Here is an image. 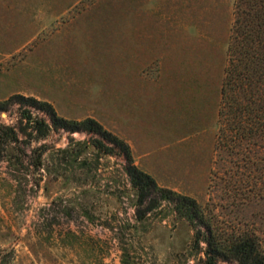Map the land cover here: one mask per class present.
Listing matches in <instances>:
<instances>
[{
  "label": "rangeland",
  "instance_id": "obj_1",
  "mask_svg": "<svg viewBox=\"0 0 264 264\" xmlns=\"http://www.w3.org/2000/svg\"><path fill=\"white\" fill-rule=\"evenodd\" d=\"M236 3L0 0V100L48 101L58 115L93 117L116 136L128 123L114 112L135 115L153 142V160L135 165L159 187L195 199L217 233L263 235L264 202L251 191L256 165L252 175L237 166L258 158L259 147L232 155L219 114L228 112L222 89ZM28 114L51 125L47 135ZM0 125L20 139L0 147V264H205L206 225L181 216L175 196L152 190L141 198L121 148L97 133L56 128L26 101L0 111ZM222 128L228 136L220 140Z\"/></svg>",
  "mask_w": 264,
  "mask_h": 264
},
{
  "label": "trees",
  "instance_id": "obj_2",
  "mask_svg": "<svg viewBox=\"0 0 264 264\" xmlns=\"http://www.w3.org/2000/svg\"><path fill=\"white\" fill-rule=\"evenodd\" d=\"M236 7L237 15L229 46L230 64L226 69L222 89L223 98L226 97L228 100V112H225L222 107L219 114L220 119L227 116L228 129L226 132L231 134L227 143H229L232 155L236 154L239 157L240 148L244 145L247 146L243 149L246 154L247 150L253 152L255 146L259 147L258 158L249 160L244 166L240 159L237 166L249 168L248 172L252 175V166L256 165L258 173L257 176L253 175L255 182L251 191L255 189L257 198L264 202V0H237ZM240 96L243 101H239ZM21 101H26L37 109L45 111L56 128L71 132L97 133L114 146L121 148L127 161V171L132 185L141 198L152 193V190L160 192L164 198L175 196L178 200L176 209L181 216L186 217L194 227L206 225L205 239L208 247L205 264H218L220 259L235 261L237 264H264V234L261 235L254 230H233L227 235L217 233L211 220H206L195 199L178 194L171 189L159 187L150 174L134 164L129 144L108 131L97 119L93 117H86L82 120L68 119L58 115L50 102L25 97L22 94H13L7 99L0 100V111H6L10 105ZM28 118L33 122L40 136L47 135L51 127L47 121L40 118L32 119L30 114ZM224 131L225 129L222 128L219 135L220 140L228 136L224 134ZM19 141L14 127L0 125V147L9 143L16 144ZM99 147L108 152L112 151V148L102 141L99 142ZM2 158V149H0V159ZM34 165L37 168L40 167L41 161L38 160ZM238 171H240L239 168ZM259 182L261 186H257ZM201 233V229L197 230L196 243L200 242Z\"/></svg>",
  "mask_w": 264,
  "mask_h": 264
},
{
  "label": "crops",
  "instance_id": "obj_3",
  "mask_svg": "<svg viewBox=\"0 0 264 264\" xmlns=\"http://www.w3.org/2000/svg\"><path fill=\"white\" fill-rule=\"evenodd\" d=\"M146 88L147 87H144L143 89H145V90H141V93L144 96V98L148 94V92L146 91ZM169 97H170V95H169ZM173 109L175 110V107H173ZM114 115L118 116L120 118V120H122L124 123H125V121H127V123H128V128H124L125 130L123 129L124 130L123 134L121 133L118 136L120 138L124 139L129 144V146L132 150L133 159L137 162V158H138V159H141L145 163H148L150 160H153V159L148 158V156H150L148 149L150 146L153 145V142L151 141L152 136L150 135V132L148 131V129L146 130L145 121H141V119L137 120L136 119L137 117L135 115H133L131 113L124 112L123 110H119V112L115 111ZM168 121L171 122L170 118ZM177 122H172V124H173V127L171 128L172 131L177 130V125H176ZM156 129H157L158 133H160V136H162V132H164L166 127L165 128L163 127L161 129V126H160V128L157 127ZM172 134H174V136L176 135L173 132H172ZM157 139H158V137H157ZM136 156H138V157H136Z\"/></svg>",
  "mask_w": 264,
  "mask_h": 264
}]
</instances>
